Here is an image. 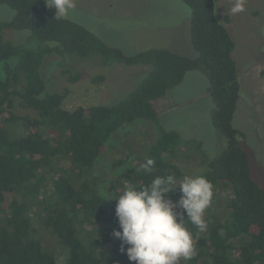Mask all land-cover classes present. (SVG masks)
<instances>
[{"label":"trees","instance_id":"1","mask_svg":"<svg viewBox=\"0 0 264 264\" xmlns=\"http://www.w3.org/2000/svg\"><path fill=\"white\" fill-rule=\"evenodd\" d=\"M182 1L192 10L195 58L165 49L126 56L84 26L55 19L45 0H0V6L16 13L0 22V264H59L37 238L39 231H46V239L56 237L63 253L67 249L62 264H135L112 235L120 230L114 199L129 183L140 188L157 176H184L170 159L181 137L159 124L154 103L192 71L208 80L212 125L226 148L202 163L206 170L200 175L213 184L214 195L205 214L206 229L186 222L197 249L187 264H264V187L252 176L245 134L234 126L241 85L235 42L227 28L231 17L217 18L216 0ZM6 30L26 32L24 42L6 40ZM51 55L60 58L59 66L69 57L99 56L102 67L116 62L147 65L151 71L118 103L68 110L64 101L69 89L48 92L42 77V64ZM60 75L70 82L82 76L67 69ZM260 75L264 78V70ZM18 106L29 113H17ZM137 121L158 125L157 142L145 157L129 153L114 160L110 171H119L116 180L102 178L103 154L118 152L106 148L111 136ZM146 158L155 160L150 173L140 169ZM220 186L226 194L222 205ZM176 196L168 194L173 201Z\"/></svg>","mask_w":264,"mask_h":264},{"label":"rangeland","instance_id":"2","mask_svg":"<svg viewBox=\"0 0 264 264\" xmlns=\"http://www.w3.org/2000/svg\"><path fill=\"white\" fill-rule=\"evenodd\" d=\"M74 2L75 9L68 19L84 26L106 45L126 56L151 49H165L190 58L197 56L190 41L192 10L182 0ZM233 3L234 0H216L217 18L223 21L227 15L231 17L229 29L235 42L241 91L234 126L245 134L244 143L249 147L247 151L252 160V176L264 187V78L260 75L264 70V35L260 32L264 27V0H247L246 11L236 15L230 11ZM15 14L9 7L0 6V22L12 20ZM25 33L6 30L4 36L8 41L19 43L24 42L22 37ZM60 61L55 55L46 57L41 73L48 92L69 89L70 93L64 101V108L68 110L118 103L151 71L147 65L125 66L116 62L102 67L99 56L84 59L69 57L63 67L59 66ZM62 69L74 74L80 72L82 76L70 82L68 77L60 75ZM102 76L104 80L96 83L95 80ZM208 88V80L203 74L188 72L179 86L170 90L163 100L154 103L159 124L181 137V144L170 154V159L182 169L184 175L202 174L206 170L203 161L216 158L226 148L225 138L212 125L214 104ZM17 113L25 115L29 112L18 106ZM158 137L159 128L154 122L137 121L135 125L123 126L111 136L106 146L116 148L120 153L116 150L106 151L99 161L101 177L116 180L119 171H110L113 161L129 153L145 157ZM223 190L222 186L218 188L221 205L226 201ZM175 192L178 196L174 201H177L180 192L178 189ZM218 209L216 207V211ZM45 232L39 231L37 238L46 251L62 264L67 249L63 253L64 247L59 246L56 237L46 239Z\"/></svg>","mask_w":264,"mask_h":264},{"label":"clouds","instance_id":"3","mask_svg":"<svg viewBox=\"0 0 264 264\" xmlns=\"http://www.w3.org/2000/svg\"><path fill=\"white\" fill-rule=\"evenodd\" d=\"M246 2L234 0L231 13L245 12ZM45 3L58 20L67 19L76 6L74 0ZM260 32L264 35V27ZM154 166L155 160L146 158L140 169L150 173ZM177 189L180 198L173 201L168 194ZM213 195V184L203 175H184L179 180L173 174L157 176L140 188L129 183L114 199L120 230H114L112 235L121 241V252L126 251L129 261L135 264H187L197 249L186 222L206 229L205 214Z\"/></svg>","mask_w":264,"mask_h":264},{"label":"crops","instance_id":"4","mask_svg":"<svg viewBox=\"0 0 264 264\" xmlns=\"http://www.w3.org/2000/svg\"><path fill=\"white\" fill-rule=\"evenodd\" d=\"M231 24V22L229 23V24H227V28L229 29V25ZM229 32H230V34H231V31H230V29H229ZM231 36H232V34H231ZM233 38V37H232ZM233 56H234V59H235V50H234V53H233ZM161 100H163V99H161Z\"/></svg>","mask_w":264,"mask_h":264}]
</instances>
